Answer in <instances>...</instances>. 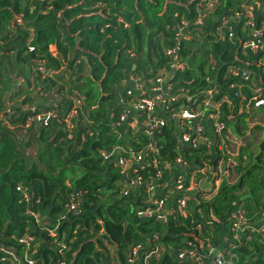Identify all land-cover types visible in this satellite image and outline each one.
I'll list each match as a JSON object with an SVG mask.
<instances>
[{"label": "trees", "instance_id": "1", "mask_svg": "<svg viewBox=\"0 0 264 264\" xmlns=\"http://www.w3.org/2000/svg\"><path fill=\"white\" fill-rule=\"evenodd\" d=\"M252 29L264 37V0H0V264H211L215 252L264 264V122H253L264 116L253 109L264 100V47L243 48ZM164 72L168 109L190 97L199 118L183 130L163 108L165 125L151 130L145 112L121 120L131 80L151 86ZM50 111L46 124L27 123ZM129 147L141 159L122 175L117 155ZM151 183L167 188L157 196L164 222L139 214ZM238 210L246 221L236 234ZM26 235L29 247L18 241Z\"/></svg>", "mask_w": 264, "mask_h": 264}, {"label": "built area", "instance_id": "2", "mask_svg": "<svg viewBox=\"0 0 264 264\" xmlns=\"http://www.w3.org/2000/svg\"><path fill=\"white\" fill-rule=\"evenodd\" d=\"M247 17H249V15L247 14ZM248 24L250 26L253 27V22L251 20H248ZM186 25L185 22H183L184 26ZM231 36V33H230ZM264 47V37H263V33L261 32V30L258 29H252L249 37L247 38V40L244 42L243 44V48L250 50L252 52H257L260 49H262ZM165 54L167 56H171L173 58H176L175 56V52L172 49H168L165 51ZM228 73L232 76L235 77H239L242 79H248L249 74L248 72H246L245 70L239 69V68H235V67H230L228 68ZM166 80V73L164 72L163 75H158L154 82L152 83L151 86H145L144 84H142L138 79L133 78L131 80V83L133 84L132 89L131 90H127L126 92V96L124 99V102L126 104V109H125V113H123L120 117L121 120H124L127 113H135V112H145L148 116H150L149 119H146L144 121V124L147 126V128L149 130L153 129L154 127H158V126H163L165 125V120H161L157 118V113L159 110L165 109L167 111H170L169 113V118L170 119H177L179 121V126L180 128L183 130V126H184V121L185 120H197L199 118L200 115V108L195 106L192 107L190 105L191 98L187 97L186 98V104H184L177 112H171L170 109H168L169 107L167 106V101H168V95H172V98H175L174 94H171V87L170 85L165 84ZM123 86V85H122ZM170 99V98H169ZM81 104V101L78 99L74 100V109H72L71 112H69L66 116L65 119H72L73 117H75L76 115V108ZM203 106L206 107H213V108H217L216 103H212V101L210 99H205L203 101ZM253 109H258L260 107H264V100L262 98H255L254 102H253ZM30 111L34 110V107H30L29 109ZM53 116V112H47L46 114H35L31 117H29L27 119V123L30 124L31 122H37V123H41V124H46L48 119ZM215 117V115H211V117ZM217 119V117H215ZM67 126L68 128H73V121H68L67 122ZM225 129V125L223 122H218L215 121L214 122V131L217 134H221ZM202 130L203 127L200 124H197L194 127V133L195 134H202ZM193 132H187L184 131L181 134V141L183 143H187L193 147L198 145V141L193 137ZM207 142V141H205ZM204 142V143H205ZM206 145H209V142L206 143ZM149 149H152V146L149 144ZM125 153L128 156H124L121 154L117 155V163L120 167V174L125 175L127 170H129L132 166H134L135 164H137L140 161V156L139 154L135 153L133 151V149L131 147H129L128 149H125ZM102 156L104 159H107L110 156V153H102ZM178 163L184 164V162H182L179 158L176 160ZM153 164H157L158 161H156V159L152 160ZM216 173H218L220 176L224 175L226 173V171L223 169V163L220 161L218 162L217 166H214L213 169ZM156 177H160L161 176V172L157 169L156 173H155ZM178 182H180V180H178ZM128 183L130 185H139L141 183V177L140 175H137L136 177L129 179ZM218 183V181H217ZM155 188H159L158 184H154L151 183L149 185H147L146 191L147 192H152ZM18 190L22 191L23 193V197L25 199L28 198V194L22 190V188L17 187ZM129 191L127 184H124L122 186V192L123 194H127ZM216 190H214L215 192ZM180 205L184 204V200L180 199L179 200ZM71 208H74L75 205L71 204L70 205ZM142 216H146V217H154L159 221H166L167 220V211L164 208V200L163 199H158V198H149L147 199V203L146 206L142 209V211L139 213ZM246 219L244 218L243 214L241 211H237L234 215H233V220L231 223V230L238 234L239 230L243 229V224L245 223ZM238 237V235H236ZM18 241L23 244L26 247H29V245L31 244V242L33 241V237L30 235H26V236H22L18 239ZM137 247L134 248V252L137 251ZM3 250V249H2ZM5 252L11 254V256L13 257L14 260H16V257L14 256V254H12L9 251L4 250ZM210 252H212V249H210ZM181 257L184 256L183 253L180 254ZM198 259L200 260L201 257H198ZM225 260L221 253L219 252H215L214 256H213V262L211 264H231L230 261ZM33 260L29 259L28 263H32ZM15 264H18L15 263Z\"/></svg>", "mask_w": 264, "mask_h": 264}, {"label": "rangeland", "instance_id": "3", "mask_svg": "<svg viewBox=\"0 0 264 264\" xmlns=\"http://www.w3.org/2000/svg\"><path fill=\"white\" fill-rule=\"evenodd\" d=\"M32 92H34V90H32ZM264 122V116H262V114L261 113H257L256 112V117L253 119V122ZM256 131H253V137L254 136H256V137H258L259 138V136H261V134H262V130H259V129H255ZM231 152H233V151H231ZM198 186H200V187H202V188H205V187H207V184L205 183V182H203V181H200L199 183H198Z\"/></svg>", "mask_w": 264, "mask_h": 264}, {"label": "crops", "instance_id": "4", "mask_svg": "<svg viewBox=\"0 0 264 264\" xmlns=\"http://www.w3.org/2000/svg\"><path fill=\"white\" fill-rule=\"evenodd\" d=\"M51 49H53V45L50 46ZM35 97H37V95H35ZM201 181L205 182V179H202ZM199 181L196 182V184L198 185ZM164 191H167L166 189H160V188H155L152 192H148L147 193V199L149 198H157V196L161 195Z\"/></svg>", "mask_w": 264, "mask_h": 264}, {"label": "water", "instance_id": "5", "mask_svg": "<svg viewBox=\"0 0 264 264\" xmlns=\"http://www.w3.org/2000/svg\"><path fill=\"white\" fill-rule=\"evenodd\" d=\"M20 67H23V65H21ZM19 67V68H20ZM129 86H133V84L131 83ZM127 88V85H123L122 87H121V90L123 91V90H125Z\"/></svg>", "mask_w": 264, "mask_h": 264}]
</instances>
